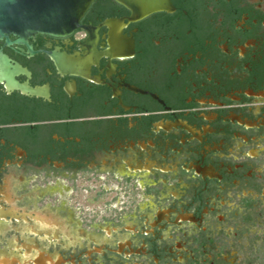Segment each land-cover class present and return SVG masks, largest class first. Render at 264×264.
<instances>
[{
    "label": "water",
    "instance_id": "1",
    "mask_svg": "<svg viewBox=\"0 0 264 264\" xmlns=\"http://www.w3.org/2000/svg\"><path fill=\"white\" fill-rule=\"evenodd\" d=\"M264 101V0H0V125ZM33 166L125 169L149 208L93 231L25 209ZM264 208V105L0 127V264H233Z\"/></svg>",
    "mask_w": 264,
    "mask_h": 264
},
{
    "label": "flooded vegetation",
    "instance_id": "2",
    "mask_svg": "<svg viewBox=\"0 0 264 264\" xmlns=\"http://www.w3.org/2000/svg\"><path fill=\"white\" fill-rule=\"evenodd\" d=\"M264 105V101L3 124L0 127L89 120L199 109ZM14 198L25 209L66 208L86 230H101L141 216L153 191L139 172L125 169L29 167L16 178ZM233 264L264 263V208L238 212L230 221ZM261 249V250H262Z\"/></svg>",
    "mask_w": 264,
    "mask_h": 264
},
{
    "label": "rangeland",
    "instance_id": "3",
    "mask_svg": "<svg viewBox=\"0 0 264 264\" xmlns=\"http://www.w3.org/2000/svg\"><path fill=\"white\" fill-rule=\"evenodd\" d=\"M261 249L262 248L259 249L260 250L259 256H260V258H263L264 252H263V249L262 250ZM260 264H264V263H262V261H260Z\"/></svg>",
    "mask_w": 264,
    "mask_h": 264
}]
</instances>
